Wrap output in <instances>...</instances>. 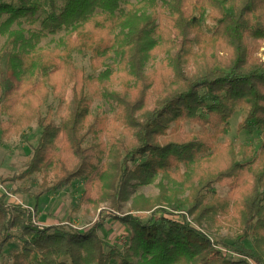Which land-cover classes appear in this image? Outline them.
Wrapping results in <instances>:
<instances>
[{
	"label": "trees",
	"instance_id": "trees-1",
	"mask_svg": "<svg viewBox=\"0 0 264 264\" xmlns=\"http://www.w3.org/2000/svg\"><path fill=\"white\" fill-rule=\"evenodd\" d=\"M160 1L0 2V36L6 37L0 66L4 54L12 82L3 91L0 80V110L9 118L6 123L0 120V135L24 133L34 121L42 129L29 165L11 180L41 175L36 196L83 180L81 204L96 208L109 202L120 210L132 201V210L151 212L147 221L131 213L121 217L131 228L130 243L126 252H107L100 222L84 231L43 227L35 222V211L5 202L8 195L2 193L0 264L11 241L19 242L21 250L9 264H109L115 253L120 264H251L249 259L264 264V63L256 61L245 44V36L264 40V0ZM14 25L18 28L12 29ZM62 32L53 47L41 45ZM179 36L184 37L180 44ZM164 51H175V79L165 83L148 107L152 83L143 70L152 56ZM76 52L90 55L94 70L115 55L116 71L98 78L88 75L76 65ZM191 55L192 73L187 70ZM115 76L124 89L108 91L105 97L117 103L120 112L114 121L123 129L117 124L109 128L104 140L105 129L99 124L88 123L89 130L83 131L90 109L88 88ZM61 83L74 84L75 105L56 125L50 115H41L39 106L51 93L57 94ZM238 110L243 112L240 131L263 132L258 148L233 143L217 147L215 137L207 133L227 128ZM186 120L200 123L205 131L182 141L175 136V126ZM161 174L168 184H160L158 196L131 190L133 181L150 184ZM217 184L227 186L230 195L220 197L213 191ZM184 207L198 223L205 218L232 224L234 243L211 242L184 216L170 217ZM249 238L252 248L245 245ZM223 246L241 257L225 255Z\"/></svg>",
	"mask_w": 264,
	"mask_h": 264
},
{
	"label": "rangeland",
	"instance_id": "rangeland-1",
	"mask_svg": "<svg viewBox=\"0 0 264 264\" xmlns=\"http://www.w3.org/2000/svg\"><path fill=\"white\" fill-rule=\"evenodd\" d=\"M5 1V0H0ZM131 3H136L137 0H127ZM162 3V0L160 1ZM123 6H126L123 4ZM37 28L40 26L37 25ZM17 25H14L12 29H17ZM27 28V27H26ZM66 32H62L56 36H50L43 40L42 46L53 47L54 42L59 39ZM193 34H191V37ZM179 44L183 42L184 37H177ZM6 40V37L0 36V50ZM245 44L247 50H251L254 53L255 60L264 63V40H255L253 38L245 36ZM168 51L158 52L155 56L146 63L144 67V76L147 77V81L151 82L152 85L148 89V102L147 105L153 106L154 100L156 99L158 93L163 89L166 82H168L172 77L175 79L174 72L171 67V61L175 54V51L167 53ZM74 61L76 65L80 68H84L88 75L93 77H99L102 73L106 71H116V63L118 59L115 55L108 58L106 61V66H103L99 70H94L91 66L90 55H85L80 52L74 54ZM195 57L193 55L189 56L187 70L193 72L195 66L193 67ZM7 56L2 55V61L0 66V80L4 84L3 91L8 89L12 82L7 79ZM165 74V75H163ZM163 75V78H161ZM130 80L134 84V79L130 77ZM88 88L90 109L87 117V126L83 131H88V123H93L95 126L101 125L102 129H105L101 137L102 139H107V132L109 128L114 126L120 127L118 121H114L119 115V109L117 103L109 100L105 97L108 91H122L124 89L123 83L117 76L115 77H103L101 81H95ZM176 86V85H175ZM74 84L73 83H61L59 91L57 94L51 93L46 99V102L39 106L42 116L50 115L55 121L56 125H60L66 117H68L69 112L74 109ZM203 95L206 94L205 91L202 92ZM205 111V110H203ZM118 114V115H117ZM243 118V112L238 110L234 113L229 121V126L227 128L221 126L218 129H208L207 133L211 137H215L214 143L217 147H226L228 143H233L235 145L245 144L254 145L256 148L259 147L263 132L255 131L254 133H249L246 131H240L238 129V124ZM99 119L102 124L98 123L96 120ZM0 120L5 122L9 120L8 116L3 114L0 110ZM180 127L178 128V126ZM204 127L200 123L192 122L190 120L183 121L175 126V136L182 141H187L194 137H198L203 133ZM42 134V129L39 127L37 121L30 123L26 127V131L15 133L9 131L8 134L0 135V195L6 193L8 196L3 198L7 203L20 204L24 207L35 211L34 220L40 226H55L61 225L65 229H79L81 231L87 230L95 223H101L99 228V235L105 242V249L107 252L117 249L126 252L128 243H130L132 232L128 224H125L121 217L131 213L137 216H142L144 221L150 218L151 212L149 211H135L132 210V201L124 204L122 209L117 210L112 207L109 202H104L100 204L99 207H91L86 204H81L80 197L85 192V182L83 180H76L70 185L62 188L59 191H51L46 194H41L36 196L41 190L42 177L41 175H34L31 178L23 180L11 179L14 176H18L23 170L29 165L35 148L38 146L40 137ZM3 135V136H2ZM92 135L87 137V141L90 143ZM167 183L168 180L163 178L161 174L158 176L157 180L150 184H140L137 181H133L131 190L135 194H143L149 198H153L159 195L161 191L160 184ZM181 188L182 186H177ZM171 189L172 186H171ZM20 190V191H19ZM222 197H228L229 188L227 186L215 185L213 191ZM29 191V192H28ZM184 194L188 195L187 192ZM212 196L208 199L210 200ZM187 207L179 208L176 210L175 215H170L178 220H182V216L189 221L194 227L198 228L201 232L209 237L211 242H219L224 244H233L235 230L234 226L226 221L218 222L212 219H205L202 223H198L194 219L193 214L186 212ZM162 213L157 215V218L161 216ZM182 215V216H181ZM230 215H234V199L230 198ZM234 227V228H232ZM123 233H127V236L123 237ZM247 248H252L253 240L249 238L245 241ZM21 250V245L19 242L11 241L4 248L3 257L1 259L2 264H9L15 253ZM222 252L226 255H232L233 257H238L237 253L232 251H227L228 249L223 246L221 247ZM115 256L110 260L109 264H120L121 258L115 253ZM241 257V256H240ZM251 264H262L254 259H249ZM198 264H203L198 262Z\"/></svg>",
	"mask_w": 264,
	"mask_h": 264
},
{
	"label": "built area",
	"instance_id": "built-area-1",
	"mask_svg": "<svg viewBox=\"0 0 264 264\" xmlns=\"http://www.w3.org/2000/svg\"><path fill=\"white\" fill-rule=\"evenodd\" d=\"M122 235H123V237H125V236H127V233H123Z\"/></svg>",
	"mask_w": 264,
	"mask_h": 264
}]
</instances>
